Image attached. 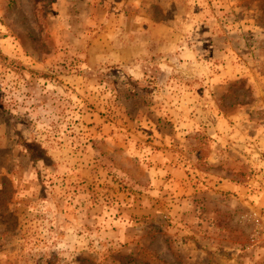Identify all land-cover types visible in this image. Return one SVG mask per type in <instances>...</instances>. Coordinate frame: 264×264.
I'll return each mask as SVG.
<instances>
[{
	"label": "rangeland",
	"instance_id": "obj_1",
	"mask_svg": "<svg viewBox=\"0 0 264 264\" xmlns=\"http://www.w3.org/2000/svg\"><path fill=\"white\" fill-rule=\"evenodd\" d=\"M0 264H264V0H0Z\"/></svg>",
	"mask_w": 264,
	"mask_h": 264
},
{
	"label": "crops",
	"instance_id": "obj_2",
	"mask_svg": "<svg viewBox=\"0 0 264 264\" xmlns=\"http://www.w3.org/2000/svg\"><path fill=\"white\" fill-rule=\"evenodd\" d=\"M220 186V185H219Z\"/></svg>",
	"mask_w": 264,
	"mask_h": 264
}]
</instances>
